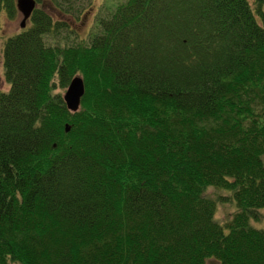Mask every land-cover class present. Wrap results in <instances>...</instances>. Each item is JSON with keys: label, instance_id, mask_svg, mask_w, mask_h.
Masks as SVG:
<instances>
[{"label": "trees", "instance_id": "obj_1", "mask_svg": "<svg viewBox=\"0 0 264 264\" xmlns=\"http://www.w3.org/2000/svg\"><path fill=\"white\" fill-rule=\"evenodd\" d=\"M34 1L1 46L0 264H264V0H102L71 44L93 0Z\"/></svg>", "mask_w": 264, "mask_h": 264}, {"label": "rangeland", "instance_id": "obj_2", "mask_svg": "<svg viewBox=\"0 0 264 264\" xmlns=\"http://www.w3.org/2000/svg\"><path fill=\"white\" fill-rule=\"evenodd\" d=\"M101 1L102 0H93V6L90 8H85L87 5L82 4L83 11L77 15L74 19H70L69 17H63L61 18L60 14L55 11L51 10L53 14L54 19H63L66 24H67V29L70 30L69 33L67 31L61 30L59 32V35H56L54 37H50L47 35L45 38L46 43H57L61 39V43L65 44H71V43H76L77 41L83 39L86 37L87 31L89 30V27L91 25L92 19L98 9V7H101ZM116 2V0L112 1H102V6L104 3H112ZM86 4V3H85ZM104 7V6H103ZM101 7L100 10H102V13L105 11L104 8ZM1 15V14H0ZM21 19V15L16 11L15 16L8 20L5 18V16H2L0 18V79H1V84H0V90H6L7 89V84L5 83L3 76H2V69H1V46H2V41L3 38H5L7 35L12 34L16 31H18L19 27V22ZM27 23V22H26ZM67 33V34H66ZM63 93V91H62ZM262 160L264 164V154L262 155ZM221 190V189H219ZM213 187H209L206 189V194L209 196H212L214 198L217 197V195L220 196H225L226 193L222 190L219 191ZM235 203L233 201H225V200H217L216 201V208L214 212V219L219 223V224H224L226 221L230 219L232 214L235 212ZM259 215H260V220L256 221L254 219H250L249 222L252 226L256 228H260L264 231V206L260 209H258ZM210 263V262H209Z\"/></svg>", "mask_w": 264, "mask_h": 264}, {"label": "water", "instance_id": "obj_3", "mask_svg": "<svg viewBox=\"0 0 264 264\" xmlns=\"http://www.w3.org/2000/svg\"><path fill=\"white\" fill-rule=\"evenodd\" d=\"M34 6V0H15V8L21 15V19L19 22L20 28L24 26L25 21L29 17ZM83 90L84 88L81 77L77 74L72 76L61 95L64 105L68 111L74 112L78 109L80 97L83 94Z\"/></svg>", "mask_w": 264, "mask_h": 264}]
</instances>
